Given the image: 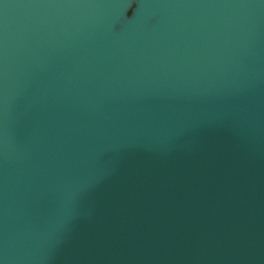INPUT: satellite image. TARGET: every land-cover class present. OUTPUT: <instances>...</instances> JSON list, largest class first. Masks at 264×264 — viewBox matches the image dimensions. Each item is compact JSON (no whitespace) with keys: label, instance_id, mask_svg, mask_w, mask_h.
<instances>
[{"label":"water","instance_id":"1","mask_svg":"<svg viewBox=\"0 0 264 264\" xmlns=\"http://www.w3.org/2000/svg\"><path fill=\"white\" fill-rule=\"evenodd\" d=\"M0 264H264V0H0Z\"/></svg>","mask_w":264,"mask_h":264}]
</instances>
